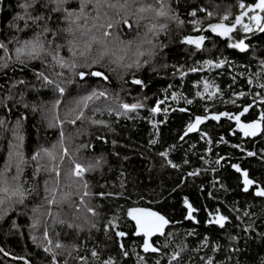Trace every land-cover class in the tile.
<instances>
[{
  "label": "trees",
  "instance_id": "16d2710c",
  "mask_svg": "<svg viewBox=\"0 0 264 264\" xmlns=\"http://www.w3.org/2000/svg\"><path fill=\"white\" fill-rule=\"evenodd\" d=\"M239 0H168L170 7L176 11L183 24L177 26L174 22H168L167 31L158 32L156 36H149L153 44H156L155 55L149 58L147 55L140 57L141 67L137 68L135 64L131 68H125L122 65L131 63L134 59L135 48L140 44L141 40L145 38V33L148 31L146 25L147 20H140L137 23L136 6L143 4L155 5V0H135V4L131 10L119 7H108V5H120L124 0H92L88 6V21L85 24L84 19L78 23L83 25V28L75 31V36L79 42L77 51L83 48L85 42L90 40L91 36L97 37L100 41L108 47V52L105 54L103 60L93 65L94 70L102 71L108 77L104 80L100 77L86 76L84 81L73 75V72L68 69H61L58 66L54 68H45L40 61L32 62L30 68L24 69L23 72L17 70L16 76L21 75L28 79L30 83L35 85L32 94L28 99L34 100L36 103H45L46 107L51 109V102L60 98L62 103L56 106L54 112L48 114L49 120L53 115L57 116L63 123L56 124L52 121L54 126L49 127L48 121L42 118L40 112L31 113L29 111L26 120V146H25V163L21 166L20 173L21 183L25 188H33L32 192L25 202L24 206H17L14 212L9 213L11 219H15L20 226L19 229L13 230L10 228L11 219L5 224L0 221V248L10 253L9 256H4L0 253V264H24L23 260L14 259V257L23 256L30 261V264H49L50 256L43 252L42 249L37 248L35 244L29 239V229L27 225L30 223L29 217L33 215L32 208L37 205L44 204V197L52 198L51 192L45 193V187L56 188V198L60 199L63 194L64 202L61 204H53L51 206L52 213L59 215L66 221H74L77 216L88 215L83 209L78 213L76 204H79L78 192L82 191L79 188V181L76 177L71 175L72 163L68 156L63 160L59 159V154L62 149L59 147L60 134L64 135V146L68 149V155H72L74 159L80 160L83 157L103 155L107 160V165L100 172L85 174V180L89 183L90 189L96 191H123L124 195L121 197H85V200L90 202L94 207H97L99 216L96 217L97 229L92 230L93 237L102 236V224L106 223L113 215H120L125 212L128 207H153L159 208L165 212L172 220L179 223L170 224L166 226L167 232H172L174 240L170 245V249H174L181 243L183 237L188 243L189 249L197 243V235L205 233H215L218 228L213 225H206L204 221L208 218L204 208L215 210L220 207L224 214L231 217V222L228 224V230L236 233L238 230L236 225L239 223L240 228L249 222H255V232L250 233L248 243L251 246V252L241 257L243 264H258V261L264 258V243L256 237L257 232H264V198H255L251 192L244 193L237 187V173L231 169V163H238L242 168L248 169L251 178L264 182V159L260 157L264 155V136L257 137H243L238 130H235V124L221 118L219 121L208 120L199 126L197 132L189 133L183 142L179 141L178 134L183 131L184 125L188 122L190 116L195 114H203L204 104L210 105V111H230L235 112L238 107L244 104L252 103V98L257 100L256 105L249 111L243 120H249L257 116L264 108V104L260 103V97L264 96V89L255 87V83L251 87L246 84L248 75L259 70L260 61L264 60V33H238L240 38H244L245 42L250 45L245 53H241L235 49L227 47V39L216 37L213 33L205 30L203 34L208 37L205 40V52L197 53L190 51L192 46L182 43L184 35H196L199 32L193 31V25L189 21L193 19L200 20L202 24L216 22L220 15L225 12L231 13L229 21L234 19L235 14L238 13ZM245 3H253L254 0H244ZM78 3V0H77ZM132 3V0H129ZM92 4L96 6L93 7ZM15 8V0H0V19H7L8 15L12 13ZM204 8L205 11H199ZM196 11V16H190L189 13ZM213 12L212 17H207V12ZM98 19H93L97 18ZM128 20V24L123 23L124 19ZM111 22L113 27L107 29L109 36H103L107 24ZM245 22L247 18H245ZM104 25V28L99 27ZM2 27V26H0ZM85 32L81 36L80 32ZM2 38V37H0ZM71 38V37H69ZM235 40V36H234ZM132 43L129 44L128 42ZM65 46L61 49V56L65 59H72V53L69 52L68 46L63 40L58 41ZM123 42V43H121ZM90 52L87 53L86 58L88 63L97 56L98 50L103 47L102 44L92 41ZM163 45V47H160ZM151 47L148 44H143L142 48ZM211 52L212 55H207ZM223 54L231 61L230 65H226L222 69H212L208 71L189 72L190 67H201L202 61L205 58H214L216 55ZM123 56L122 61L117 62V57ZM50 59V58H49ZM78 63H83L85 57H75ZM145 59L149 63L144 64ZM175 67L183 66L182 70L185 72L184 77H180L175 72ZM45 71L46 74L51 75V72H63L62 79H71L73 84L66 85L65 97H59L58 94L53 93L50 89H43L36 80L33 73L35 71ZM86 70V69H77ZM219 73V75H217ZM231 73V75L229 74ZM243 74V75H238ZM11 75V73H9ZM232 76H236V83L233 84ZM138 78L144 82V87L131 83L133 78ZM202 78L215 80V82L224 89L225 96L223 99H214L213 101L194 99L192 105H185L183 96L194 98V93L197 90L193 88L195 82L201 81ZM256 80V77H253ZM264 83V75L260 78ZM229 86L230 89L229 90ZM202 90V84L199 86ZM93 89L99 91H106L108 97H94L88 102V106L84 109V115L81 119L75 120L76 113H69L70 107H75V102L81 96H85ZM182 94L180 98L173 101L170 97L172 92ZM244 91L249 95L245 97H235L232 92ZM117 96L120 101L133 103L137 99L145 104L144 108L137 109L129 114V117H117L115 113L109 114L106 111L107 106H114V101ZM147 97V99H145ZM168 97V99H165ZM235 100L236 103H225L224 99ZM157 99L163 101L161 112L155 115L150 114L149 109L155 106ZM185 107L189 111L182 113L179 108ZM99 108L101 111L94 112L93 110ZM168 108V112L163 111ZM67 113V117H66ZM15 117L13 116L12 119ZM91 119L103 120L108 127L104 125H94L90 122ZM149 119L157 121H165L163 124L157 125V130H153ZM68 120H75V123H69ZM208 133L213 143L207 144L205 140L200 138V132ZM158 132V135H157ZM98 136L104 139H97ZM156 136L157 144L149 145L148 140ZM223 136L226 142L216 143ZM10 134L5 133L0 135V173L6 166L8 158V140ZM115 141V143H113ZM91 143L94 150L80 149L76 150L82 144ZM170 144H176L178 149L170 154L171 159L181 165L180 169H172L169 167H160L161 159L156 156V153ZM240 144L245 150L241 152L240 149L233 148L232 145ZM55 145V153L57 159L49 161L47 157H38V160H32L31 155L38 147L52 148ZM195 145V148H191ZM206 148H211L210 152H205ZM252 151L256 153L255 156L248 157L245 152ZM195 152V155L192 153ZM187 153V158L190 163L184 165L182 163ZM218 155L229 158L228 164L220 168L217 173H213L208 165L199 159L204 156L209 161H215ZM37 163L44 165H58L59 176L55 171H49L42 167V170L36 173L33 178V173L36 171ZM223 163V162H222ZM200 168L201 172L195 177H185V184L178 188L175 192L172 189L180 182V178L184 173L191 171L193 168ZM207 169V171H204ZM123 172V176L120 173ZM16 174L15 163L8 168L7 173L3 175L11 177ZM219 176L220 182L225 184L228 191L220 188L219 185L213 186L211 181L213 177ZM59 181L57 183L56 181ZM47 181V184L45 183ZM124 182V188L121 189L120 184ZM100 185H106L101 189ZM204 185L203 190L200 188ZM209 191L212 192V197H209ZM187 196L194 207L199 208L200 211L194 213L198 222L185 220L183 218L182 198ZM143 197V199H141ZM153 200H158V204L151 203ZM220 201L225 204H235L240 207V215L243 217V222H238L235 219V214L229 212L228 208L224 207ZM255 215L244 216V209ZM126 217L121 218L120 227L124 231L134 230V225L131 222H125ZM51 223V221H49ZM42 226L34 235L40 236ZM57 231L61 233L60 239L69 245L72 243H79L84 240L86 243L79 249L80 255H85V248L94 246L89 237L87 228L77 236L74 229H67L66 225L63 228L57 226ZM192 231L196 235L187 236L186 233ZM153 239L157 240L162 246L165 242L164 236H157ZM124 243L129 247H135L138 243L135 236L129 235L124 239ZM243 246V244H242ZM166 251L161 247V254H146L141 249L136 248V252L140 255L148 256L149 264H152L154 259H161L162 264H167ZM66 254V253H65ZM76 255V253H73ZM192 257L196 264H199V258L196 257L191 250L182 254L181 264L188 261ZM68 264H77L75 260L69 258ZM128 264H136L135 256L133 255Z\"/></svg>",
  "mask_w": 264,
  "mask_h": 264
},
{
  "label": "snow or ice",
  "instance_id": "6c2138e0",
  "mask_svg": "<svg viewBox=\"0 0 264 264\" xmlns=\"http://www.w3.org/2000/svg\"><path fill=\"white\" fill-rule=\"evenodd\" d=\"M92 3V0H15V8L7 19H0V135L8 133L10 134V139L8 140V158L6 166L3 172L0 173V221H4L5 224L8 223L11 217L9 213L14 212L17 206H24L27 198L31 196L35 189L29 187L25 188L21 183L20 173L22 172V165L25 163V146H26V120L29 111L31 113L40 112L42 118L48 121L49 127L54 126L52 121L56 124H61V121L57 116L53 115L51 120L48 118L50 112H54L57 105L62 103L60 98H56L51 102V109L46 107L45 103H36L34 100H29L28 96L32 94L35 89V85L30 83V81L24 78L22 75L20 77L16 76L17 70L23 72L24 69L30 68L32 62L40 61L45 68H54L58 66L61 69H68L73 72V75L80 78V81H84L86 76L100 77L107 80L108 77L102 71L94 70L93 65L100 63L105 54L108 52V47L103 41H100L97 37L91 36L88 42H85L83 48L77 51L79 42L76 39L75 31L83 28L78 22L84 19L85 24L88 21V6ZM135 4V0L129 3V0H124L123 4L120 5H108V7H119L131 10L132 6ZM95 7V4H92ZM239 11L235 14L234 19L229 21V15L231 13L225 12L220 15L216 22L202 24L200 20L193 19L189 21L193 25V31L203 33L205 27L208 31L213 33L216 37L226 38L227 47L229 49L238 50L241 53H245L249 49L250 45L245 42L244 38H240L238 33H253L261 32L264 33V0H254L253 3H245L244 0H239L238 2ZM199 11H205L204 8H200ZM149 15H137V23L140 20H147V29L145 33V38L141 40L135 48L134 56L135 59L131 63L123 64L125 68H131L133 64L137 68H140L141 62L140 57L147 55L149 58L154 56L156 44H153L152 39L147 38L149 34L151 36H156L158 32L167 31L168 22H174L177 26L183 24L175 10H173L168 0H155V5L149 4H139L136 6L134 15L144 14ZM2 15V14H0ZM190 16L195 17L196 11L193 10L189 13ZM213 12H207V17H212ZM247 18L248 22H245ZM93 19H98L93 18ZM125 25L129 27L128 20L125 18L123 20ZM99 27L104 28V25ZM113 27V24L109 22L103 31V36H109L110 33L107 29ZM80 35H85V32L81 31ZM235 36V40H234ZM71 37V38H69ZM208 39L203 34L196 35H184L182 37V43L192 46L190 51H195L197 53L205 52V40ZM63 40L68 46V50L72 53V59H65L61 56V49L64 44L58 41ZM92 41H96L103 45L102 48L98 50L97 56L88 63L86 55L90 52L92 47ZM123 43V42H121ZM129 44L132 42L129 41ZM143 44H148L151 47L142 48ZM163 47V45H160ZM207 55H212L208 52ZM85 57L83 63H78L75 57ZM50 58V59H49ZM123 56L117 57V62L122 61ZM144 64L149 63L148 59L143 61ZM231 61L223 54L216 55L214 58H205L202 61L201 67H190L189 72L204 71L207 69L211 71L212 69H222L226 65H230ZM175 72L179 74L180 77H184L185 72L182 70L183 66L175 67ZM86 69V70H77ZM11 73V75H9ZM231 75V73H229ZM36 80L39 82L40 87L43 89H50L53 93L58 94L59 97H65L66 95V85L73 84L71 79H62L64 73L52 71L51 75L45 73V71H35L33 73ZM219 75V73H217ZM238 75H243L239 74ZM264 75V60L260 61L259 70L248 75L246 79V84L251 87L255 83V87L258 89H264V83L261 82L260 78ZM256 77V80H253ZM232 82L235 84L236 76H232ZM131 83L135 85L144 87V82L138 78H133ZM202 84V90L199 86ZM193 88L197 90L194 93V98L190 99L187 96H183V102L185 105H192L195 98L200 100L213 101L214 99H223L225 96L224 89L215 82V80H209L207 78H202L201 81L195 82ZM229 90L230 86H229ZM235 97H245L249 95L244 91L232 92ZM182 94L178 92H172L171 99L176 101L180 98ZM256 96L260 97V103L264 104V96H260L259 93ZM94 97H108L106 91L97 92L93 89L90 93L85 96H81L75 102V107H70L68 109L69 113H76L75 120H79L84 115V109L88 106V102ZM147 99V97H145ZM168 99V97H165ZM225 103L235 104L236 101L232 99H224ZM163 101L157 99L155 106L149 109L150 114L155 115L161 112V107ZM257 105V100L255 97L252 98V103L244 104L238 107L235 112L230 111H210V105L204 104L203 114H195L190 116L188 122L184 125L183 131L178 134L179 141L183 142L189 133L197 132L199 126L203 122L212 120L219 121L222 117L229 121L235 123V130L243 137H257L264 136V108H261L259 114L254 118H251L245 122L242 118L245 114L249 113L253 106ZM145 104L141 100L137 99L133 103H127L119 100L117 96L114 101V106H107L106 111L109 114L115 113L117 117L124 116L129 117V114L136 111L137 109L144 108ZM168 108H164L165 113L168 112ZM94 112L101 111L99 108L93 110ZM182 113L188 112L189 109L185 107L179 108ZM15 117L12 119V117ZM67 117V113H66ZM130 118V117H129ZM75 120H68L69 123H75ZM90 122L94 125H104L108 127L103 120L91 119ZM163 120L149 119L148 123L151 124L153 130H157L158 124H163ZM158 135V132H157ZM200 138L205 140L207 144L211 145L213 143L212 139L209 137L208 133L200 132ZM97 139H104L102 136H98ZM156 136H153L148 140L149 145L157 144ZM224 137L221 136L220 140L216 143H224ZM115 143V141H113ZM55 145L52 148L38 147L35 152L32 153L31 159L38 160V157H47L49 161L57 159V154L55 153ZM59 147L62 152L59 154V159L63 160L65 156H68L69 161L72 163L71 175L76 177L79 181V188L82 191L78 192L79 204H76L77 212L79 213L83 209L88 215H80L76 217L74 221H66L59 215H54L52 213L51 206L53 204H61L64 202L63 194L60 199L56 198V188L49 189L45 187V193L51 192L52 198H48L46 195L44 199V204L47 205V209L43 208V205H37L32 208L33 215L29 217L30 223L27 225L29 229V239L36 245L37 248L43 250L48 256H50L49 264H68L69 258H72L77 262V264H128V260L135 256L136 264H149L148 256L140 255L136 252V248L142 250L146 254H161V247L166 251L167 264H181L182 254L188 250L199 258V264H243L241 257L248 255L251 252V246L248 240L251 238L250 233L255 232L254 221L249 222L240 228V224L236 225L237 232L233 233L228 230V224L231 222V217L223 213L220 207H217L214 211L204 208L207 213L208 218L204 221L206 225H213L218 228V231L213 233H205L202 235H197V243L194 247L189 249V245L185 242L184 238H181V243L177 245L174 249H170V245L175 239L172 232H167L166 226L170 224L179 223L178 221L172 220L164 211L159 208L153 207H128L125 212L120 215H113L106 223L102 224L103 235L93 237L92 230L97 229L96 217L99 216L97 212V204L95 207L88 201L85 197H100L101 199L106 197H121L124 195L123 191L112 192V191H96L93 192L90 189L89 183L85 180V174H92L100 172L102 174V169L107 165V160L103 155L88 156L83 157L80 160L74 159L72 155H68V149L64 146V135L63 132L60 134ZM233 148L240 149L241 152L245 150L240 144L232 145ZM94 150L91 143L82 144L76 150L80 149ZM191 148H195V145H191ZM178 149L176 144H170L163 147L162 150L156 153V156L160 157L161 164L160 167H169L172 169H180L181 165L175 163L170 154ZM211 148H206L205 152H210ZM195 155V152L192 153ZM248 157L255 156L256 153L252 151L245 152ZM264 159V155L260 157ZM199 159L203 161L205 165L211 168V171L215 174L220 168H223L228 164L229 158L226 156L218 155L215 161H209L205 159L204 156H200ZM15 163L16 174L12 175L10 178L3 175V173L8 172V168ZM223 162V163H222ZM182 163L188 165L190 163L187 158V153H185V158ZM42 167L49 171H55L57 176H59L58 165H44L37 163L36 171L33 173V178H35L36 173L42 170ZM231 169L238 174L237 187L240 191L244 193L251 192L252 196L255 198H264V182L257 181L251 178L248 169L242 168L238 163H231ZM207 171V169H204ZM201 172L200 168H193L191 171L184 173V176L180 178V182L176 185V188L172 189L175 192L178 188L185 184V177H195ZM123 172L120 176H123ZM59 183L58 179L56 181ZM47 184V181H45ZM213 186L219 185L224 191H228L225 184L220 182V177L215 176L211 181ZM106 185H100L103 189ZM121 189L124 188V182L120 184ZM200 188L203 190L204 185ZM209 197H212V192L209 191ZM143 199V197H141ZM151 203L158 204V200H153ZM224 204V207L228 208L229 212L235 214V219L238 222H243V217L240 215L241 209L235 204L228 205L224 201H220ZM183 205V218L185 220L198 222L194 213L200 211L199 208L194 207V205L189 201L187 196L182 198ZM255 215L250 213L247 208L244 209V216H248L251 220V216ZM126 217L125 222H131L134 225V230L129 233L124 231L120 227L121 218ZM51 221V223H49ZM264 222V219H262ZM67 227V229H74L77 236H79L85 228L89 231L88 240L92 242L94 246L85 248V255L79 254V249L86 241L82 240L79 243H72L65 245L63 241L59 238L61 233L57 231V226L60 228ZM42 226V231L40 236L34 235L38 229ZM19 225L15 219H11L10 228L13 230L19 229ZM129 235L135 236L138 243L135 247L129 248L125 243L124 239ZM187 236L196 235L194 232L189 231L186 233ZM164 236L165 242L161 246L159 242L154 237ZM262 243H264V232H257L256 237ZM243 244V246H242ZM0 253L4 256H9L10 253L0 248ZM66 253V254H65ZM76 253V255H73ZM14 259H20L24 261V264H30L28 259L23 256L14 257ZM152 264H162L161 259H154ZM183 264H196V261L189 258L188 261H184ZM258 264H264V258L258 261Z\"/></svg>",
  "mask_w": 264,
  "mask_h": 264
},
{
  "label": "water",
  "instance_id": "95a60500",
  "mask_svg": "<svg viewBox=\"0 0 264 264\" xmlns=\"http://www.w3.org/2000/svg\"><path fill=\"white\" fill-rule=\"evenodd\" d=\"M199 34H203V33H199ZM204 35V34H203ZM246 115V114H245ZM223 118V117H222ZM243 119V118H242ZM245 122H247L246 120H244ZM230 122H232V123H234L233 121H230ZM235 124V123H234Z\"/></svg>",
  "mask_w": 264,
  "mask_h": 264
}]
</instances>
